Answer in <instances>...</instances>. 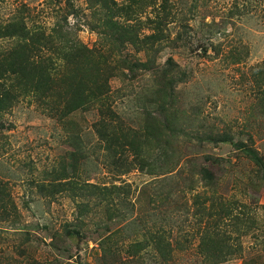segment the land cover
<instances>
[{
  "label": "rangeland",
  "instance_id": "374dc122",
  "mask_svg": "<svg viewBox=\"0 0 264 264\" xmlns=\"http://www.w3.org/2000/svg\"><path fill=\"white\" fill-rule=\"evenodd\" d=\"M108 4L0 0V23H60L113 74L101 100L65 116L34 95L1 113L0 264H264V0ZM158 18L162 45H122L118 23L146 35ZM122 50L155 66L130 72ZM108 119L156 168L104 149ZM201 243L232 253L207 259Z\"/></svg>",
  "mask_w": 264,
  "mask_h": 264
},
{
  "label": "trees",
  "instance_id": "16d2710c",
  "mask_svg": "<svg viewBox=\"0 0 264 264\" xmlns=\"http://www.w3.org/2000/svg\"><path fill=\"white\" fill-rule=\"evenodd\" d=\"M88 1L109 5L108 0ZM71 13L73 11H68L67 15ZM153 22L155 23L151 27L152 31L146 35L140 34L142 30L140 26L118 23V26L123 29V35H120L119 39L122 45L127 43L134 45L136 42L162 45L166 39L164 30L167 23L163 22L162 18ZM34 32L38 33L34 34ZM67 32L69 30L60 23H56L50 31L44 28L32 30L20 15L6 23H0V38L17 39L14 46L0 52V115L14 106L20 97L28 95L36 96L39 104L46 105V108H49V115L53 117L65 116L74 110L82 109L84 105L94 100H101L108 89V79L113 74H110L111 69L108 67L102 68L98 59L103 57L102 61L106 62L108 56L103 53L97 56L96 61L93 60V50L79 45L77 39L67 35ZM55 35L58 36L55 37ZM60 42L65 44L61 45ZM43 50L50 51V54H43ZM120 52L123 56L119 62L130 72L139 67L151 69L155 66L153 61L137 60L127 51ZM59 57L76 65L83 62V68L60 69L56 65ZM161 88L160 92H164L165 86ZM124 130L121 122L110 119L102 121V124L97 127V132L104 140V149L112 156L117 155L119 161H124L122 157L128 150L133 151L137 160L135 164H139L141 168L146 165L156 168L152 162L140 161L137 143L128 133L129 130L123 133ZM236 145L239 148L246 147L244 151L247 156L260 163L257 154L250 147L241 142ZM127 170L128 167L125 165L121 172ZM228 213L229 208L226 215ZM199 247H203L201 251L207 259L217 258V256L216 260L225 259L232 253L225 243H217L216 246L213 243H201Z\"/></svg>",
  "mask_w": 264,
  "mask_h": 264
}]
</instances>
